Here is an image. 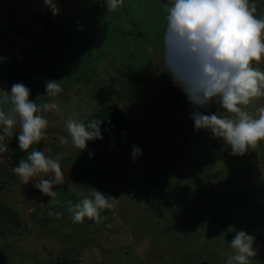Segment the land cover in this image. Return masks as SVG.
I'll return each instance as SVG.
<instances>
[{"label": "rangeland", "instance_id": "obj_1", "mask_svg": "<svg viewBox=\"0 0 264 264\" xmlns=\"http://www.w3.org/2000/svg\"><path fill=\"white\" fill-rule=\"evenodd\" d=\"M17 1L0 0V107L11 108L4 93L22 83L48 128L47 139L28 151L18 147L19 125L5 137L0 264H226L238 231L255 237L251 264H264V141L233 155L223 139L195 128L196 111L235 114L219 98L196 108L166 70L164 37L174 0H124L116 11L103 0H53L57 15L44 0H27L28 15L45 12L68 33L57 43L36 22L42 48L30 44L39 38L10 9ZM251 2L254 15L264 18V0ZM257 66L264 70V58ZM50 80L60 83L56 96L47 95ZM46 103L59 111H44ZM260 107L264 97L244 110L256 114ZM69 118L85 126L100 121L103 138L75 147ZM106 140L115 145L105 149ZM133 146L141 150L135 158ZM33 150L61 156L66 181L53 189L58 203L12 171ZM93 189L116 198L115 208L101 210L100 223H74L68 201L92 198Z\"/></svg>", "mask_w": 264, "mask_h": 264}, {"label": "clouds", "instance_id": "obj_2", "mask_svg": "<svg viewBox=\"0 0 264 264\" xmlns=\"http://www.w3.org/2000/svg\"><path fill=\"white\" fill-rule=\"evenodd\" d=\"M53 15L58 7L53 0H44ZM124 0H103L102 6L116 11ZM256 4L251 0H174L167 15V29L164 37L165 66L173 83L185 92L189 102L196 108H206L215 98L235 119L204 115L200 111L192 114L197 130L207 129L214 137L221 138L232 149L233 155H244L264 141V107L256 114L244 110L259 98L264 97V70L257 65L264 58V18L254 15ZM49 96H56L62 89L59 82L46 83ZM11 104L9 110L0 107V153L7 152L5 137L13 136V129L19 125L18 147L21 151L47 139L48 120L38 114L40 108L32 101L30 90L22 83H14L11 93H4ZM5 101L0 100V104ZM44 111H59L56 103H46ZM101 122L91 121L87 126L79 120L69 118L66 129L72 144L84 150L88 141L102 139ZM67 144L66 137H59ZM141 150L133 146V157ZM91 155V153H90ZM61 156L55 159L44 152L33 150L27 160H20L13 173L23 182L38 189L58 203L57 185L66 181L60 164ZM92 198L85 197L75 205L68 201V211L74 223L85 218L100 223L104 217L101 210L114 209L117 199L105 196L93 189ZM48 215L60 218V213L49 211ZM255 237L245 231H238L230 241L233 255L226 264H251L257 255Z\"/></svg>", "mask_w": 264, "mask_h": 264}, {"label": "trees", "instance_id": "obj_3", "mask_svg": "<svg viewBox=\"0 0 264 264\" xmlns=\"http://www.w3.org/2000/svg\"><path fill=\"white\" fill-rule=\"evenodd\" d=\"M33 1V0H32ZM17 3L19 5H11L10 9L15 12L16 16H20L22 19H24L25 22V28L27 27H32V25L34 26V24H36V22L39 24H41V28L47 32L49 35H51L53 38V40L57 41V43H63L66 41L67 39V31L64 27L60 26L49 14L42 12V11H38L37 14L35 16L32 15H28L26 13V5H27V0H23ZM26 4V5H25ZM9 22H11V20L9 19ZM33 28V27H32ZM33 34L34 36L38 37L39 39H35V38H31L30 40V44L34 43L33 45L38 47V48H42V45L44 44V38L42 35H38V32L36 31L35 28H33ZM6 48L9 46V44H3ZM33 46V47H34ZM113 145V141L112 140H106L105 145L103 146L105 149H109L111 148ZM4 183L3 181L0 182V188L1 186H3Z\"/></svg>", "mask_w": 264, "mask_h": 264}, {"label": "water", "instance_id": "obj_4", "mask_svg": "<svg viewBox=\"0 0 264 264\" xmlns=\"http://www.w3.org/2000/svg\"><path fill=\"white\" fill-rule=\"evenodd\" d=\"M124 136H126V134H125ZM202 264H206V263H205V262H203Z\"/></svg>", "mask_w": 264, "mask_h": 264}]
</instances>
